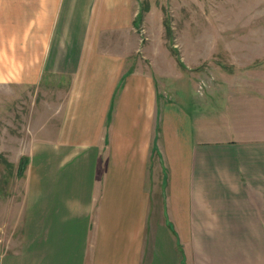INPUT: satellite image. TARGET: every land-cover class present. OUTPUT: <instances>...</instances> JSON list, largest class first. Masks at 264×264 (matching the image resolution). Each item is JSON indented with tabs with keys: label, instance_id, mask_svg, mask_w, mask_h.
Listing matches in <instances>:
<instances>
[{
	"label": "crops",
	"instance_id": "crops-1",
	"mask_svg": "<svg viewBox=\"0 0 264 264\" xmlns=\"http://www.w3.org/2000/svg\"><path fill=\"white\" fill-rule=\"evenodd\" d=\"M139 2L0 0V85L51 106L0 264H264V66L181 95Z\"/></svg>",
	"mask_w": 264,
	"mask_h": 264
},
{
	"label": "rangeland",
	"instance_id": "rangeland-1",
	"mask_svg": "<svg viewBox=\"0 0 264 264\" xmlns=\"http://www.w3.org/2000/svg\"><path fill=\"white\" fill-rule=\"evenodd\" d=\"M139 4L135 24L143 45H150L155 64L171 72L165 43L175 54L177 73L169 81L181 95L189 92L184 75L191 76L197 87L211 83L214 89V84H228L234 75L246 78L253 67L264 66V58L247 64L264 55V0H140ZM148 12L152 15L147 23ZM142 59L143 70L157 77L151 57ZM37 92L0 85V251L19 239L24 199L21 162L38 140L39 120L51 107H41ZM56 96L49 89L47 99Z\"/></svg>",
	"mask_w": 264,
	"mask_h": 264
},
{
	"label": "water",
	"instance_id": "water-1",
	"mask_svg": "<svg viewBox=\"0 0 264 264\" xmlns=\"http://www.w3.org/2000/svg\"><path fill=\"white\" fill-rule=\"evenodd\" d=\"M25 162H26V159L23 158V160H22V162H21V170H20L22 173H23L24 168H25Z\"/></svg>",
	"mask_w": 264,
	"mask_h": 264
},
{
	"label": "trees",
	"instance_id": "trees-1",
	"mask_svg": "<svg viewBox=\"0 0 264 264\" xmlns=\"http://www.w3.org/2000/svg\"><path fill=\"white\" fill-rule=\"evenodd\" d=\"M25 165H26V162H25ZM21 168V167H20ZM21 172V171H20ZM21 175H23V173L21 172Z\"/></svg>",
	"mask_w": 264,
	"mask_h": 264
}]
</instances>
